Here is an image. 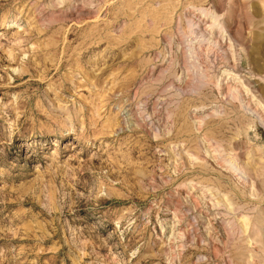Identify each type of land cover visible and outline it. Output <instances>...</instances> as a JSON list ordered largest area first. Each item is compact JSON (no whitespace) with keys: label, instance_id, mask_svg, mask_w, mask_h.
Masks as SVG:
<instances>
[{"label":"rangeland","instance_id":"rangeland-1","mask_svg":"<svg viewBox=\"0 0 264 264\" xmlns=\"http://www.w3.org/2000/svg\"><path fill=\"white\" fill-rule=\"evenodd\" d=\"M0 264H264V0H0Z\"/></svg>","mask_w":264,"mask_h":264}]
</instances>
